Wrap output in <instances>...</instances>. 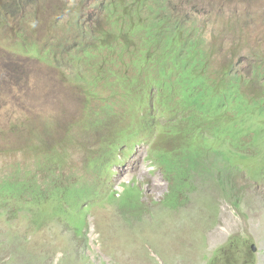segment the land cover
Returning <instances> with one entry per match:
<instances>
[{
    "label": "rangeland",
    "instance_id": "rangeland-1",
    "mask_svg": "<svg viewBox=\"0 0 264 264\" xmlns=\"http://www.w3.org/2000/svg\"><path fill=\"white\" fill-rule=\"evenodd\" d=\"M137 1L0 0V264H209L232 237L250 241L255 264H264V88L246 84H254L247 77L255 70L251 51L264 56V0H168L177 21L187 18L206 26L203 49L210 65L240 70L236 74L243 84L237 90L243 93L236 94L237 102L227 105L225 100L211 115L193 118L185 132L173 134L177 141L187 137L188 147L193 142L204 148L207 141L221 155L233 153L234 164L243 170L242 184L234 180L237 186L227 193L219 188L218 179H225L214 172L205 182L200 172L197 184L169 182L163 168L149 159V145L140 139L125 144L115 135L127 129L133 133L155 90L163 104L156 108L160 115L165 98L173 95L164 89L170 85L155 79L157 64L140 75L135 60L129 69L99 61L107 43L146 55L140 41L145 23L139 18L151 17L146 10L151 4ZM110 5V11H101ZM193 38L203 41L197 33ZM91 42L97 57L91 56ZM167 56L192 63L179 52ZM206 83L226 99L231 96L224 77L211 76ZM167 103L178 115V98ZM85 110L108 122L94 137ZM245 127L256 141L242 136ZM65 136L70 149L60 146ZM153 137L160 140L156 131ZM119 144L123 161L109 162L115 164L96 173L98 165L89 158L101 155V168L104 156ZM51 146L68 149L72 162L64 165L59 154H69ZM64 175L65 187L60 184ZM18 180H33L41 189H25ZM55 184L65 188V196L54 190ZM130 192L142 195L148 222L131 220L136 214L122 204L136 201L127 197ZM60 206L64 212H58ZM240 247L238 241L230 251L244 264Z\"/></svg>",
    "mask_w": 264,
    "mask_h": 264
},
{
    "label": "trees",
    "instance_id": "trees-1",
    "mask_svg": "<svg viewBox=\"0 0 264 264\" xmlns=\"http://www.w3.org/2000/svg\"><path fill=\"white\" fill-rule=\"evenodd\" d=\"M137 2H147L151 4V6L146 9L150 12L152 11L151 17L147 19H144L142 17L139 18L140 22L145 23L140 41L144 50L147 51L145 53L146 55H144V53H139L138 49L133 47L127 46L123 49H119V47H112L107 43L105 44V49L108 50L105 51L106 56L102 55L99 61H104L106 63H118V65L120 63V65L124 66L125 69H129V67H131L132 65V62L135 60V64L139 62L137 68L135 69V72L139 73L140 75L150 73V66L152 65V63L157 64L155 79L162 86L170 85L164 89L170 95H173L165 98L164 108H166V110L163 114H166L167 116L154 114L151 117L152 122H150V117H142L140 119L138 118L139 123L135 126V130L133 131V133L130 132L129 129H127V131H114L115 135L116 137H121L123 139L122 143L125 144L129 143V141L132 139H140V141H143V143L145 142L147 145H149V159L151 160V162H153V164H156L160 168H163L169 182H172L173 179L176 178L177 180H180L181 185L187 186L184 183L188 181H192L193 183L197 184L201 183L199 178L200 172L203 176L204 182L207 180L210 173L214 172L219 173L220 176L225 179V181L220 179H218V181L221 185L219 188L224 191V193H227L228 187L233 190V187L237 186V183L234 180L238 182V185L242 184L239 179L242 178L243 170L240 165L234 164L235 160L234 158H232L233 153L225 151V155H221L210 149L207 141L204 145V148H201L199 145L194 144L191 141V146L194 148H192L191 146L188 147V144H186L187 137L180 138L181 135L175 133L177 134L176 136L180 138L177 141L174 140L173 134L175 131L185 132L187 127L193 121V118L203 119L206 116L211 115L216 111V106L223 105L225 103V100L228 103L227 105H231L232 103L237 102L239 99L236 94L238 92L243 93L242 90H237L243 84V82H240L236 74L240 70L236 69L234 66L223 65L217 68L212 64L210 65L208 62L209 58L207 52L203 49V45L205 43H202L201 41L196 42L193 38L194 33H197L199 37H204L205 29L201 26L199 27L198 23H190V20H188L187 18L183 20L180 17L178 22L176 20L178 19V16L174 13V11L172 13L169 12L168 0H138ZM110 8L111 5L110 7H108V11H110ZM103 32H105V30H101L100 34ZM87 46L92 52L91 56L97 57L96 44L91 42L87 43ZM168 52H179V54H185L186 59L190 60L192 63L186 64L185 61L182 62L176 56L168 59ZM155 56H163L166 59H154L153 57ZM250 57L252 63H254L255 70L254 74L247 77H249V79L252 78L254 84H246L251 87L264 88V56L260 51L253 49L250 53ZM97 69L101 70L102 73L109 72L108 69L101 66H99ZM211 76H220L225 78L229 88V94L231 95L228 99H226V94H219L206 83V81ZM240 77L243 76L240 75ZM128 82L129 84H131L132 80L129 78ZM252 91L253 95L256 97L257 92H255L254 89H252ZM156 93L157 91L155 90L149 102V105L154 107H156L157 104L163 105L161 102L156 100ZM205 94L211 96L212 99L206 100L204 98ZM174 97L178 98L177 106L178 108L180 107L178 115L172 110L174 106H169L167 103L168 98ZM140 98L141 100H139V102H143L142 97ZM254 101L255 99H253L252 103ZM238 108L241 111H244L242 105H238ZM90 112L91 111L89 110H85V113L87 114L85 124L87 129L93 131L91 135L94 137L97 135V133H99V129L104 130V127L101 128V126H99L103 124L104 121L100 120V117H98L99 120H97L94 115H91ZM97 112L98 110L95 111V114L100 116L101 114H97ZM239 114L241 115L242 113L239 112ZM161 119H166L165 123H162ZM242 120L243 123H245V116H242ZM104 124L106 125L108 124V122L105 121ZM123 127L125 126L123 125ZM195 128L197 130V127ZM157 130H160L161 132H164L166 130L167 131L162 134ZM154 131L158 133L161 141L158 138L153 137ZM196 133L197 131H194L191 135L193 137H196ZM70 134H72V132H69L68 135ZM67 136H65L61 140L60 146L66 144L68 149H70L72 143H66ZM84 136L85 134L83 135V138ZM242 136L249 137L251 139H254L255 137L256 141V135L250 136V133L246 127L245 131H243L242 133ZM105 137L109 138L110 132L107 133ZM170 144L172 147L170 146ZM157 145L164 147L163 149L155 152L154 150ZM60 146H51V148H59L62 151L67 152L69 154L68 157L67 154L62 153L59 154V157L61 158V160H64V165H69L72 162L71 155L68 149L65 151ZM80 147L85 148L86 146L82 144ZM129 147L130 150H132V147ZM121 148L122 146L119 144L118 146H115L111 153L104 156V159L101 162V168L98 163V161H101V155H92L89 159L95 161V164L98 165L96 173L106 172L107 169H110L115 164L109 162L121 159L119 157V153L122 152ZM131 153L132 151H130V154ZM65 160L68 162L65 163ZM94 169L95 166L93 167V170ZM74 170L75 168L72 171ZM67 177L68 176L64 175L60 178L61 186L65 187L67 185ZM210 180L213 182L212 179ZM18 181L23 183L25 189H27V187L28 189L33 187L40 188V186H38L37 183H34L33 180H31V182L29 183H25L21 180ZM63 187H59L57 184H55L54 190H62L65 196L66 190ZM242 192L243 191H241L240 193ZM206 193L209 194V192ZM169 194L167 195V198L164 199V201L168 199ZM123 195L124 193L121 195V199L123 198ZM56 196L60 198V202L63 200V198L60 196V193H57ZM127 197H136V201L132 204H128L127 199L122 201V204L129 207L137 216V218H132L131 220L148 222V219L144 218L147 206L142 199V195L130 192ZM179 198L181 199L180 195ZM182 207L183 205H181L180 208ZM58 212H64V208L62 206L58 207ZM20 215L22 216V214ZM4 216L7 217V215ZM26 221L28 226L30 227V220L27 219ZM238 241L241 246L240 248L242 249V252L244 251V264H255V261L252 259L254 250L252 248L251 242H241L236 237L230 238L224 246L217 250L216 253L212 255L209 264H219L220 261L222 262L221 264H238L236 254L230 251V249L233 248ZM72 243L75 246L78 245V243H75V241H73Z\"/></svg>",
    "mask_w": 264,
    "mask_h": 264
},
{
    "label": "clouds",
    "instance_id": "clouds-1",
    "mask_svg": "<svg viewBox=\"0 0 264 264\" xmlns=\"http://www.w3.org/2000/svg\"><path fill=\"white\" fill-rule=\"evenodd\" d=\"M33 5H34V4H33ZM80 5H81V2H80ZM41 10H42V9H41ZM107 10H108V8H102V9H101V11H102L103 13H106ZM37 12H38V11H37ZM196 23H197V22H196ZM198 25H199V27H200V26L203 27V28L205 29V33H206V26H205V25H202V24H198ZM205 33H204V37H205ZM204 37H201V36H200L201 39H203ZM202 43H205V40H204V39H203ZM148 105H149V104H148ZM158 105H159V104H157L156 107L149 105V109H148V110H146V111H142V112L139 113V119L142 118V117H143V118H148V117H150V122H152V120H151L152 115H154V114H159V115H160V113L157 112V110H156V108H157ZM160 116H167V115L164 114V115H160ZM164 120H166V119H161V121H164ZM252 248H253V247H252Z\"/></svg>",
    "mask_w": 264,
    "mask_h": 264
},
{
    "label": "water",
    "instance_id": "water-1",
    "mask_svg": "<svg viewBox=\"0 0 264 264\" xmlns=\"http://www.w3.org/2000/svg\"><path fill=\"white\" fill-rule=\"evenodd\" d=\"M254 250H255V248H254Z\"/></svg>",
    "mask_w": 264,
    "mask_h": 264
},
{
    "label": "bare ground",
    "instance_id": "bare-ground-1",
    "mask_svg": "<svg viewBox=\"0 0 264 264\" xmlns=\"http://www.w3.org/2000/svg\"><path fill=\"white\" fill-rule=\"evenodd\" d=\"M255 251V250H254Z\"/></svg>",
    "mask_w": 264,
    "mask_h": 264
}]
</instances>
